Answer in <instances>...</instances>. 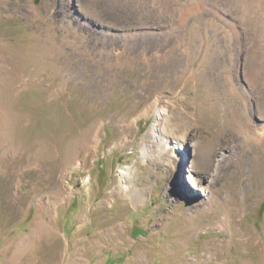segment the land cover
<instances>
[{"label": "rangeland", "instance_id": "1", "mask_svg": "<svg viewBox=\"0 0 264 264\" xmlns=\"http://www.w3.org/2000/svg\"><path fill=\"white\" fill-rule=\"evenodd\" d=\"M146 1L0 0V264H264V0Z\"/></svg>", "mask_w": 264, "mask_h": 264}, {"label": "bare ground", "instance_id": "2", "mask_svg": "<svg viewBox=\"0 0 264 264\" xmlns=\"http://www.w3.org/2000/svg\"><path fill=\"white\" fill-rule=\"evenodd\" d=\"M131 1H133L136 5H138V4H142V8H143V11L145 12V13H147V1L146 0H131ZM146 1V2H145ZM194 1V0H193ZM196 1H198V2H196ZM195 2L197 3V4H203V3H205V2H207V0H196ZM164 2H165V8L164 9H166L167 10V12L168 11H170V8L172 7V6H174L175 4H178V3H180V0H164ZM191 2H192V0H191ZM202 2V3H201ZM163 3V2H162ZM206 4L207 3H205V5H204V8H206ZM208 4H210V3H208ZM180 5H187V6H190L191 4H190V1L189 0H187V2L184 4H180ZM214 5V4H213ZM134 6V5H133ZM177 6H179V5H177ZM202 6V5H201ZM186 7V6H185ZM175 8V7H174ZM193 8H194V6H193ZM192 7H190L189 9H187L188 10V12H189V14L191 15V12H192ZM215 9H216V7H215ZM203 10V9H202ZM199 12V11H198ZM143 14V13H142ZM188 14V13H187ZM188 16L189 15H183V16H181V20L179 21L180 22V26L179 25H177V26H179L180 27V30H181V33H180V30H178V35L180 34V38H181V40H182V37L184 36L183 34H185V26L187 25V23H186V21H187V18H188ZM230 19V18H229ZM256 19V18H255ZM232 20V19H231ZM253 20V19H252ZM250 26V25H249ZM179 27H177V28H179ZM252 28H254V27H252ZM140 29V28H139ZM145 36V35H144ZM149 39V38H148ZM186 40V39H185ZM139 42V41H138ZM146 43V42H145ZM159 109V108H158ZM157 112V115H156V119L154 120V124H153V126L150 128V133H149V135L151 136V138H153V140H152V142L153 143H157V144H160L161 142L163 143V142H166L165 144H167V140L166 141H164L163 140V136H162V134H163V130L161 129V126H162V124H163V118H164V115H163V112H164V110H163V108H161V110H158V111H156ZM261 131V130H260ZM254 132V131H253ZM262 133H264V132H262ZM259 134V133H258ZM263 134H260L259 136H262ZM122 169L119 171V174H120V180H121V183H122V192L123 193H126L130 198H131V200H132V202H134V203H137V202H139L140 201V198L142 199V196H140V193H139V191H138V193H137V190L135 189V191H134V189H133V187L130 185V181H128V179H129V177H128V172H129V168H127V167H121ZM85 244V243H84Z\"/></svg>", "mask_w": 264, "mask_h": 264}, {"label": "water", "instance_id": "3", "mask_svg": "<svg viewBox=\"0 0 264 264\" xmlns=\"http://www.w3.org/2000/svg\"><path fill=\"white\" fill-rule=\"evenodd\" d=\"M135 234H137V232H135Z\"/></svg>", "mask_w": 264, "mask_h": 264}]
</instances>
